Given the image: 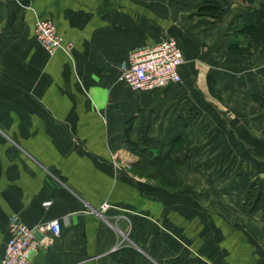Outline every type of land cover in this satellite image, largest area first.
Wrapping results in <instances>:
<instances>
[{
  "label": "crops",
  "instance_id": "1",
  "mask_svg": "<svg viewBox=\"0 0 264 264\" xmlns=\"http://www.w3.org/2000/svg\"><path fill=\"white\" fill-rule=\"evenodd\" d=\"M219 2L214 19L174 15L169 0H0V256L9 218H57L58 235L36 233L31 264H264V197L246 208V170L222 162L238 160L225 144L240 143L246 126L264 135V106L251 97L264 95V45L226 50L229 23L249 3ZM35 18L52 20L70 48H42ZM172 27L188 44L181 82L128 87L119 75L128 50ZM202 39L219 51L213 74L194 72L207 64L187 50ZM175 135L187 157L179 182L156 185L142 173L154 159L128 143Z\"/></svg>",
  "mask_w": 264,
  "mask_h": 264
},
{
  "label": "built area",
  "instance_id": "2",
  "mask_svg": "<svg viewBox=\"0 0 264 264\" xmlns=\"http://www.w3.org/2000/svg\"><path fill=\"white\" fill-rule=\"evenodd\" d=\"M32 34L38 44L52 51L58 46L69 49L70 42L62 43L52 20L35 18ZM120 79L131 88L151 89L180 81L178 66L185 62L180 44L173 35L161 37L155 42L142 44L128 50ZM107 203L102 204V209ZM59 221L50 218L33 226L16 218H9L7 239L3 245L0 264H31L30 254L35 250L36 233L50 232L58 235Z\"/></svg>",
  "mask_w": 264,
  "mask_h": 264
},
{
  "label": "trees",
  "instance_id": "3",
  "mask_svg": "<svg viewBox=\"0 0 264 264\" xmlns=\"http://www.w3.org/2000/svg\"><path fill=\"white\" fill-rule=\"evenodd\" d=\"M200 1L203 2L197 5L196 13L205 14L214 19L222 15L223 8L219 0ZM244 1H247L249 4L244 6L240 13L234 16L228 26L230 32L228 33L229 35L226 41V50L233 53L247 52L249 47L254 49L260 44L264 45V0L259 1L254 6L251 5L252 0ZM251 97L259 101L260 105L264 106V95L251 94ZM183 142L184 139L181 135H175L170 141L164 143H158L153 138H146L144 142L146 144L145 146H139L133 141L129 142L128 145L138 156L142 158L150 157L155 160L154 166L151 167L153 170H146L148 176L149 173H156L155 175L162 173V179L171 186H174L179 180L175 179L172 181L166 178L163 173L171 170L169 164L182 163L187 158L183 152V145L185 144ZM149 145L158 147L157 152L152 154L151 149L148 147ZM247 200L248 198H246L243 205L248 209H253L256 206V201H253L249 206Z\"/></svg>",
  "mask_w": 264,
  "mask_h": 264
},
{
  "label": "rangeland",
  "instance_id": "4",
  "mask_svg": "<svg viewBox=\"0 0 264 264\" xmlns=\"http://www.w3.org/2000/svg\"><path fill=\"white\" fill-rule=\"evenodd\" d=\"M241 1H244V0H241ZM201 2H203V1L197 0L194 7L191 8V7L179 5V3H181V2H179L177 0H169V3L167 5H164V6L166 8L171 7L172 14H174V15L178 11L179 12L190 11V9H191L190 14H192L193 11L194 12L197 11V5ZM174 15H172V16H174ZM176 18L177 17L174 16V19H176ZM190 23H191V21H190ZM190 23L187 24V26L190 25ZM160 31L161 32H160L159 38L169 36V35H173L174 37H176L177 40L179 41V44H181L182 51L184 52V48L188 46L187 38L184 37L182 40V36H181V38L178 39L179 35L177 34L176 28L172 27V28H170V30L161 29ZM196 42L199 44V46L197 48L192 46L191 42L189 43L190 45L187 48L188 53L190 55L191 50H194L195 53H193L192 56L195 58L196 61L199 60L198 65L204 66V63H206L207 66H205L204 68H199L198 71L195 70L194 72H196V73L201 72L202 74H205L207 72H211L213 74L214 70H216L214 68V66H216L215 64L218 63V65H219V57H218L219 51L217 49V46L213 45V48L209 49V47L207 45H205L203 39L201 42L200 41H196ZM186 60H187V58H186ZM236 75L237 74L235 73V76ZM179 82H181V77H180ZM206 82L210 83L208 81H206ZM209 88L212 90L213 86L210 85ZM217 103L218 102L216 100H214L213 102L210 101L208 103V105L212 106L213 111H214L215 108H217L216 107ZM218 105H220V104L218 103ZM193 111H198V110H193ZM216 146H218V144ZM225 147H226V150H225L226 153L236 152V154L239 156V158H238V160H237V157H233L231 159L227 158L222 162H227L229 167H231V166L234 167V170L236 169V166H237L238 170H240V168L246 170L245 175H244V182H245V184H247L246 188L249 191L248 190L246 191L247 197H245V198H248L247 204L250 206V204L252 203L253 200L258 199L255 196L260 197V192L262 193V197H264V135L261 133H255V132L249 133L248 128L246 126L243 133L240 135V143H238V144L228 143V144H225ZM233 161H236L238 163L235 165L234 163H232ZM154 162H155V160H154ZM210 162L207 161V163H210ZM211 163H214L213 166H215L214 167V169H215L217 167V165L215 164L216 161L215 162L213 161ZM169 165H170L171 170L166 172V173H163V174L165 175L166 178H169L170 180L173 181V179H172L173 173L178 170V165H176L175 163L169 164ZM146 168L148 169V171L153 170V168H151V166L146 167ZM147 169H144V170H147ZM180 171H183V168L180 167ZM146 172L142 171V173L145 175H146ZM234 172H236V170ZM260 172H263L262 176L261 175L259 176L258 173H260ZM137 173H140V170L137 169ZM155 174L156 173H149L150 180L153 181L156 185H158V184L164 185L165 181L162 179V176H161L162 173H160V175H155ZM235 174L239 175L237 173H235ZM240 174H242V172ZM241 178H242V176H241ZM241 178L238 181L240 183L242 180ZM165 183H167V182H165ZM167 184H169V183H167ZM256 184H257V186H256ZM256 189H257V192H256ZM245 201H246V199H245ZM263 211H264V207H263Z\"/></svg>",
  "mask_w": 264,
  "mask_h": 264
},
{
  "label": "water",
  "instance_id": "5",
  "mask_svg": "<svg viewBox=\"0 0 264 264\" xmlns=\"http://www.w3.org/2000/svg\"><path fill=\"white\" fill-rule=\"evenodd\" d=\"M4 4V7L6 8V15H5V18H4V22L6 23V20H7V16H8V8L6 6V4L4 2H2ZM186 14V13H181L179 16L180 17H183V15Z\"/></svg>",
  "mask_w": 264,
  "mask_h": 264
}]
</instances>
